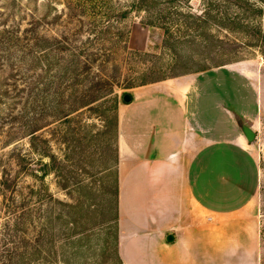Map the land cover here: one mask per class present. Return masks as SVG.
Wrapping results in <instances>:
<instances>
[{"label":"rangeland","instance_id":"374dc122","mask_svg":"<svg viewBox=\"0 0 264 264\" xmlns=\"http://www.w3.org/2000/svg\"><path fill=\"white\" fill-rule=\"evenodd\" d=\"M0 3L6 10L0 7V23L11 24L15 14L24 28L35 12H46L42 0H22L15 9L9 0ZM114 5L129 10L121 21L129 33L122 80L112 94L105 83L90 108L69 120H58L55 108L59 59L35 41L17 50L8 44L6 33L0 35V264H122L118 141L139 101L135 93L158 86L179 93L177 79L221 68L226 70L201 77L212 95L205 104L216 95L219 107L245 116L236 119L240 134L247 127L253 136L246 137L247 150L222 143L208 148L202 165L206 190L217 194L206 197L207 203L242 206L252 198L264 264V0H159L141 9L115 0ZM149 9L156 15L149 16ZM163 10L170 12L166 18L157 13ZM85 21L78 37L90 31L88 14ZM46 29L41 30L45 37L58 32L54 26ZM50 64L51 78L46 73ZM200 67L208 69L196 71ZM130 77L147 84L126 86ZM40 93V103L52 108L36 122ZM127 93L133 98L130 103L123 99ZM115 95L117 138L116 126L106 127ZM35 128L40 130L31 136Z\"/></svg>","mask_w":264,"mask_h":264},{"label":"crops","instance_id":"0c3cea01","mask_svg":"<svg viewBox=\"0 0 264 264\" xmlns=\"http://www.w3.org/2000/svg\"><path fill=\"white\" fill-rule=\"evenodd\" d=\"M210 71L219 72L177 79L179 93L162 86L135 93L118 141L123 264H262L252 198L242 206L207 203L217 194L206 190L208 148L250 145L237 123L245 116L219 107L216 95L205 104L212 95L201 77Z\"/></svg>","mask_w":264,"mask_h":264},{"label":"trees","instance_id":"16d2710c","mask_svg":"<svg viewBox=\"0 0 264 264\" xmlns=\"http://www.w3.org/2000/svg\"><path fill=\"white\" fill-rule=\"evenodd\" d=\"M22 0H9L12 8H16ZM32 2L33 0H26ZM37 1V0H36ZM40 1V0H38ZM45 1L46 12L38 15L36 12L31 16V20L27 21L29 27L24 28L23 23L14 15H12L11 24L0 23V35L7 34L8 44L11 47L21 50L26 49L28 41L34 42L38 48H45L48 55L52 59H59L58 77L60 86L58 91V102L55 107L58 110V120H69L71 115L91 106L96 101L95 93L98 92L103 85L110 86V93L115 92V87L119 86L123 73L121 72V62L128 63L129 58L126 57L128 53L127 40L128 32L124 31L121 26L123 21L129 13L128 9H117L114 5L115 0H42ZM132 2V7L141 9L146 3L155 4L159 0H126ZM2 3H0V7ZM59 5H62L60 7ZM1 9V8H0ZM4 9V8H3ZM2 10V9H1ZM13 9H10V11ZM4 11H6L4 9ZM20 11L16 9V12ZM146 12L149 16L156 15L150 9ZM10 13V12H9ZM162 18H166L170 12H157ZM89 15L88 27L90 31H86L87 36L79 35L87 26L85 15ZM21 18V17H20ZM150 26L154 25L153 20L149 21ZM80 24L76 29L75 26ZM56 28L58 32L56 35L44 36L41 35V30L45 27L48 29ZM46 29V30H48ZM85 31V30H84ZM24 58V53H22ZM52 64L49 65V71H46L51 78L53 73ZM112 73H108V71ZM208 67L197 68L196 71L207 70ZM53 72V71H52ZM120 77V78H119ZM165 79V78H162ZM158 79V80H162ZM157 80V81H158ZM156 81V80H155ZM144 82V83H143ZM147 81H137L136 77L127 78L126 86L135 87L145 85ZM38 102L41 100V93L37 96ZM51 98L55 96L51 94ZM39 115H37L36 122L45 115L47 108H52L51 105L45 106V103L38 105ZM26 108V106H25ZM118 109L119 101L115 95L113 99V116L107 117L106 122L110 127L114 124L116 126V138L118 133ZM27 111V108H26ZM23 117L28 118V114H23ZM36 116V115H35ZM40 129H34L30 132L31 136H35ZM42 173H46L45 167L41 169ZM120 263L123 264L120 258ZM27 264H34L28 262Z\"/></svg>","mask_w":264,"mask_h":264},{"label":"water","instance_id":"95a60500","mask_svg":"<svg viewBox=\"0 0 264 264\" xmlns=\"http://www.w3.org/2000/svg\"><path fill=\"white\" fill-rule=\"evenodd\" d=\"M123 99H124V101L126 103H130L132 101V95L129 94V93H127V94L124 95ZM244 130H245V133L247 134L248 138L251 139L252 136H253L251 130L249 128H247V127H245ZM168 239L169 240H173V236L172 235H169L168 236Z\"/></svg>","mask_w":264,"mask_h":264}]
</instances>
